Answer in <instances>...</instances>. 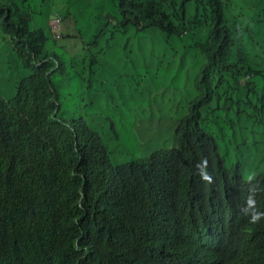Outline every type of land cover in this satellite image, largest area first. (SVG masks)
I'll use <instances>...</instances> for the list:
<instances>
[{"label": "trees", "instance_id": "obj_1", "mask_svg": "<svg viewBox=\"0 0 264 264\" xmlns=\"http://www.w3.org/2000/svg\"><path fill=\"white\" fill-rule=\"evenodd\" d=\"M113 3L89 36L62 15L48 45L51 17L0 0V81L29 71L12 96L0 85V264H264V169L225 161L264 140V58L247 46L264 54V0ZM194 31L205 61L174 143L114 163L119 134L69 115L71 83L89 87L118 47L129 57L132 36L182 47Z\"/></svg>", "mask_w": 264, "mask_h": 264}, {"label": "rangeland", "instance_id": "obj_2", "mask_svg": "<svg viewBox=\"0 0 264 264\" xmlns=\"http://www.w3.org/2000/svg\"><path fill=\"white\" fill-rule=\"evenodd\" d=\"M30 4L35 6V15L41 20H47L54 14H69L76 22L77 29L85 33L89 31L88 36L97 30L99 19L111 13L114 7L113 0H30ZM44 31L47 43L51 45L53 38L49 26L44 25ZM154 32L159 34L157 30L150 29L143 33L142 39L150 41L156 36ZM198 33L194 31L183 37L182 41L175 38L174 42H181L182 47H146L138 44L137 37L132 36L130 43L133 49L129 46V57H123L124 50L118 47L107 56L100 76H96V81L89 87V82L85 81L78 91L77 80L71 83L70 98L66 100L69 103V115L85 117L88 122L98 124L99 131L103 126V131H117L119 134L117 140H111V159L114 163L127 162L138 154L148 155L156 148L169 147L174 143V129L180 117L178 113L186 111L196 96L198 90L194 83L205 61L201 47L195 45ZM1 42L0 34V47ZM247 46L251 53H259L256 59L261 63L264 58L262 48L249 43ZM145 47L146 50H141ZM143 52L145 58H142ZM118 55L123 58L118 59ZM7 57L4 48L3 52L0 51V72L8 67ZM137 58L139 61L135 65L138 70L129 63V67L125 66V60ZM28 72L23 68L14 69V77L10 72L8 80L0 81L4 94L12 96L17 80ZM263 142L259 144L258 150L252 151L250 145V149L242 146L241 152L233 144L229 156L225 155L226 163L230 164L239 158L242 160L243 176L254 177L264 169ZM253 154H256L257 160Z\"/></svg>", "mask_w": 264, "mask_h": 264}, {"label": "built area", "instance_id": "obj_3", "mask_svg": "<svg viewBox=\"0 0 264 264\" xmlns=\"http://www.w3.org/2000/svg\"><path fill=\"white\" fill-rule=\"evenodd\" d=\"M50 21L52 29L57 33L60 27L61 16L59 14H54Z\"/></svg>", "mask_w": 264, "mask_h": 264}, {"label": "clouds", "instance_id": "obj_4", "mask_svg": "<svg viewBox=\"0 0 264 264\" xmlns=\"http://www.w3.org/2000/svg\"><path fill=\"white\" fill-rule=\"evenodd\" d=\"M61 16V15H60ZM52 17V16H51ZM50 26H51V24H50ZM51 29H52V27H51ZM59 29H60V27H59ZM58 32H59V30H58ZM58 32L57 33H53V30H52V33L54 34V35H58Z\"/></svg>", "mask_w": 264, "mask_h": 264}, {"label": "crops", "instance_id": "obj_5", "mask_svg": "<svg viewBox=\"0 0 264 264\" xmlns=\"http://www.w3.org/2000/svg\"><path fill=\"white\" fill-rule=\"evenodd\" d=\"M1 34V33H0ZM2 43V42H1Z\"/></svg>", "mask_w": 264, "mask_h": 264}]
</instances>
